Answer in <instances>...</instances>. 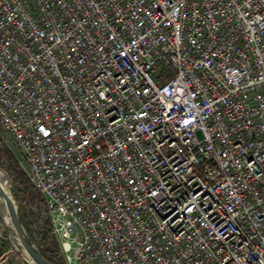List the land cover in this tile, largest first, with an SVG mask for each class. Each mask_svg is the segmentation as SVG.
I'll return each mask as SVG.
<instances>
[{"label": "built area", "instance_id": "2783aa9c", "mask_svg": "<svg viewBox=\"0 0 264 264\" xmlns=\"http://www.w3.org/2000/svg\"><path fill=\"white\" fill-rule=\"evenodd\" d=\"M0 127L65 264H264V0H0Z\"/></svg>", "mask_w": 264, "mask_h": 264}, {"label": "rangeland", "instance_id": "374dc122", "mask_svg": "<svg viewBox=\"0 0 264 264\" xmlns=\"http://www.w3.org/2000/svg\"><path fill=\"white\" fill-rule=\"evenodd\" d=\"M159 66H157V68ZM0 137H1L0 138V148L6 147V148L10 149L14 153V155L17 157L20 168L26 173V164L24 162V158H23L22 154L16 148V146L14 145L12 140L10 138H8V136L2 130L1 127H0ZM26 175H27V173H26ZM11 187H12L13 198H14L16 206L18 208V212H20L21 214L26 216L27 222L29 223V231L32 233V235L35 239L36 247H37V244L43 250H48V249H51L54 247L55 251H56L55 252L56 255L54 257L50 256V258L54 261L55 264H65L63 261V257L60 253V247L58 244V240L56 239V237L52 233V225H51V221H50V218L48 216V213L46 211L45 201H44V206L41 203V201L44 200L42 195L40 197L41 201L37 200L35 202V204L30 205L29 204V198L23 194V191H22L20 186L15 185L13 182H11ZM32 192L35 195L39 194V192L36 191L33 186H32ZM47 221H49V224H50V233H48V228L45 226V223ZM10 230H12V229H10ZM11 232L14 234L13 239H9L7 231L5 230V228L0 223V234H3V236H4V239L0 240V244H1L0 259L2 257H3L2 259H4V258H6L7 255H9V254L11 255L14 252H15L14 255H16L15 244L18 243V240H17L16 234L13 231H11ZM45 237H47L46 243L43 242V239ZM21 252H22L23 256H20L19 254H17L16 257H12V258L14 259V261L19 262L18 264H26L25 260L29 259V258L26 255V253H24V251H21Z\"/></svg>", "mask_w": 264, "mask_h": 264}, {"label": "water", "instance_id": "95a60500", "mask_svg": "<svg viewBox=\"0 0 264 264\" xmlns=\"http://www.w3.org/2000/svg\"><path fill=\"white\" fill-rule=\"evenodd\" d=\"M0 172H4L7 176V180L10 183V194H7L3 188L2 180H0V200L3 201L5 204L9 219H10V225L7 224V222L4 220L3 211L0 206V223L5 228L7 232L10 233V229L16 234L18 243L15 244V250L16 255L19 254L20 256H23L21 251H24L31 262L25 260L26 264H52L50 261H48L43 255L40 253L39 249L36 247V245L32 242V240L29 238L24 226L20 222L19 218V212L18 208L16 206L15 200L13 198L12 194V187H11V178L8 175V173L0 168ZM11 227V228H10ZM22 249V250H21ZM15 253V252H14ZM12 253L11 255H7L6 258H4L0 264H16L14 262V259L12 257H16Z\"/></svg>", "mask_w": 264, "mask_h": 264}, {"label": "trees", "instance_id": "16d2710c", "mask_svg": "<svg viewBox=\"0 0 264 264\" xmlns=\"http://www.w3.org/2000/svg\"><path fill=\"white\" fill-rule=\"evenodd\" d=\"M0 168H2L3 170H5L8 173L12 182L15 185H18L21 187L23 194L29 198V204L30 205L35 204V202L37 200L41 201V199H40L41 196L39 194L35 195L32 192V184L30 183V180L28 179V176L26 175V173L20 168L17 157L14 155V153L10 149H8L6 147L0 148ZM41 203L44 206V200H42ZM19 218H20V222L24 226L29 238L32 240V242L34 244H36L32 233L29 231V223L27 222L26 216H24L23 214H21L19 212ZM45 226L48 228V233H50L49 221H47L45 223ZM43 242L44 243L47 242V237H45L43 239ZM37 247H38L40 253L43 255V257H45L52 264H55L54 261L50 258V256L54 257L56 255V253H55L56 251H55L54 247L51 249H48V250H43L42 248H40L38 246V244H37Z\"/></svg>", "mask_w": 264, "mask_h": 264}, {"label": "bare ground", "instance_id": "6f19581e", "mask_svg": "<svg viewBox=\"0 0 264 264\" xmlns=\"http://www.w3.org/2000/svg\"><path fill=\"white\" fill-rule=\"evenodd\" d=\"M0 180H2V184H3V188H4L5 192L7 194H10L9 193L10 192V183L8 182L7 176H6V174L4 172H0ZM0 206H1V209L3 210L4 220L7 222V224L9 226H11L10 225V219H9L5 204L3 203L2 200H0Z\"/></svg>", "mask_w": 264, "mask_h": 264}, {"label": "crops", "instance_id": "0c3cea01", "mask_svg": "<svg viewBox=\"0 0 264 264\" xmlns=\"http://www.w3.org/2000/svg\"><path fill=\"white\" fill-rule=\"evenodd\" d=\"M2 258H3V257H2ZM2 258H1V259H2ZM14 262H15L16 264H18V263H19V262H16V261H14Z\"/></svg>", "mask_w": 264, "mask_h": 264}]
</instances>
